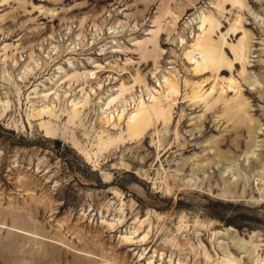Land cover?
<instances>
[{"label":"rangeland","instance_id":"374dc122","mask_svg":"<svg viewBox=\"0 0 264 264\" xmlns=\"http://www.w3.org/2000/svg\"><path fill=\"white\" fill-rule=\"evenodd\" d=\"M0 264H264V0H0Z\"/></svg>","mask_w":264,"mask_h":264},{"label":"bare ground","instance_id":"6f19581e","mask_svg":"<svg viewBox=\"0 0 264 264\" xmlns=\"http://www.w3.org/2000/svg\"><path fill=\"white\" fill-rule=\"evenodd\" d=\"M201 20L203 21L202 26H203V33L205 36H200V38H198L197 42L193 45V48L191 49L192 55H191V53L189 54V59L191 61H192V59H195L196 65L198 68H202V67L206 68V67L211 66V65L212 66L219 65V59L221 58L223 60L224 56L221 55V52H222L221 51V43L219 44L220 45V47H219V45L216 44L213 35L211 34V30L215 25V21H213V19L210 16H206V15L204 17H202ZM207 22L209 23L208 25H210V27L207 30H204L205 24ZM246 42L243 41L239 46L235 47L236 56L241 57L245 54ZM164 79L166 81H169L168 78H164ZM115 99H116V97L110 98L105 105L106 108H108V106L112 102H114ZM154 99H155L154 101L156 102L158 100L157 96L155 97V95H154ZM155 102L150 104V105H147L146 103H144V101L141 100L139 103V106L136 108V110L131 112L130 114L128 113L129 119H128L127 124H128V133L130 135L137 136L138 134H140L144 131L145 126L147 125L145 123V121H146L145 115L150 114V112L152 111V109L156 105ZM102 110L105 111V108H102ZM121 118H122V115H121L120 119Z\"/></svg>","mask_w":264,"mask_h":264}]
</instances>
